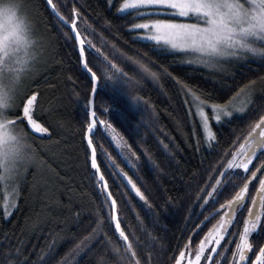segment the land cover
Listing matches in <instances>:
<instances>
[{
	"label": "snow or ice",
	"instance_id": "obj_1",
	"mask_svg": "<svg viewBox=\"0 0 264 264\" xmlns=\"http://www.w3.org/2000/svg\"><path fill=\"white\" fill-rule=\"evenodd\" d=\"M42 3L65 40L73 41L82 74L90 85L81 95L79 85L71 76L67 78L80 105L83 152L100 206L86 235L68 236L63 230L52 232L45 247L34 254L35 259L22 242L16 246L9 244L6 250H0V264L53 261L79 264L78 258L93 246L113 242L110 232L123 242L115 250L116 256H125L128 264H153L154 259L163 264H264V77L249 79L231 95L220 92L213 96L173 76L160 65L184 98L192 146L198 152L203 145L218 159L196 174L199 179L194 193H187L189 200L195 195L188 219L197 215V208L201 209L199 216H204L187 240L178 241L175 249L166 250L161 245L157 253L138 250L143 248V243L133 231L134 244L121 227L113 188L121 189L120 197L133 194L155 218L173 208L174 201L172 197L166 198L163 205L150 201L142 190L139 164L142 156L151 168L158 169L159 164L148 148L138 152L133 146L135 141L129 143L111 118H102L117 111L122 126H127L131 135L135 132L132 124L136 113L130 106L121 111L109 103L98 105L96 96L104 87L115 97L127 96L134 104L142 101L146 104L143 97L128 95L126 91L134 83L130 71H139L157 82L160 74L152 69L155 62L147 53H143V59L139 54L129 55L102 34L98 46L94 40L96 29L83 14L82 6H78V0H42ZM105 4L114 8L117 16L127 18V30L135 33L136 41L151 45L158 54L179 56L182 63L222 68L224 62L246 61L249 57L264 61V0H105ZM31 7L35 16L25 11L18 0H0V219L5 221L18 210L21 185L26 182L29 170L35 169L31 173L35 180L46 165L37 141L42 145L46 139L51 140L55 131L46 119L50 111L43 108L39 86L24 87L26 80L31 78L34 82L36 66L51 43L49 37L37 31L41 4ZM225 95L227 99H223ZM237 119L247 121V127L238 134L233 131L229 146L216 151L220 144L217 126L231 125ZM97 137L113 146L120 163ZM160 143L170 153L169 145ZM217 205L218 210L210 211ZM55 210L52 203L43 209L49 215ZM216 217H219L217 222L201 238V233ZM76 218L79 219V213ZM4 238L8 239L7 234ZM63 242H70V247L57 259V249ZM3 248L0 241V249ZM166 251L172 254L165 260ZM98 264L108 262L100 260Z\"/></svg>",
	"mask_w": 264,
	"mask_h": 264
},
{
	"label": "trees",
	"instance_id": "obj_2",
	"mask_svg": "<svg viewBox=\"0 0 264 264\" xmlns=\"http://www.w3.org/2000/svg\"><path fill=\"white\" fill-rule=\"evenodd\" d=\"M36 3L41 4L38 25L42 34L50 38L51 43L47 49V59L34 74L30 89L39 86L43 108L50 111V117L46 119L55 131L51 140L46 139L42 145L37 141L38 150L46 161L45 167L35 180L31 174L35 169L29 170L26 182L21 185L18 210L10 220L0 219V241L4 245L0 250H6L9 244L16 246L18 242H22L25 249L33 253L32 259H35V253L45 247L52 232L63 230L68 236L86 235L100 206V198L91 178L90 165L86 162L83 152L80 105L72 94L73 84L69 83L67 78L71 76L79 85L81 95L90 85L82 74L73 41L65 40L55 20L44 11L42 0H22L24 9L34 16L36 13L31 6ZM78 6H82L83 14L96 29L94 40L98 46H101L102 34L106 40L116 43L129 55L139 54V58L143 59V53H147L148 58L155 62L151 65L152 69L160 74V80L157 82L139 71H130L134 83L126 91L128 95L138 94L143 97L144 101H147L146 104L143 101L134 104L127 96L115 97L104 87L98 92L96 103H109L113 109L121 111L130 106L136 113L132 124L135 132L131 135L128 127L122 126L117 111L113 110L102 118H111V122L129 143L135 141L133 146L138 152L142 148H148L153 159L159 164L158 169L151 168L143 156L139 164L138 175L142 178V190L150 201L154 205H163L168 197H172L174 201L173 208L161 212L159 217L155 218L133 194L120 197L121 189L113 188L118 201L116 214L121 220V227L130 235L134 244L135 240L131 236L133 231L142 241L143 248L138 250L157 253L161 245L166 250L175 249L177 242L186 241L194 226L204 219V216H199V208L196 209L197 215L191 220L188 219V209L195 203V195L189 200L187 193H194L199 179L196 174L209 167L218 157L214 156L212 151H206L203 145L198 152L192 146L191 127L184 98L173 80L161 71L160 65H164L168 72L182 81L216 96L220 92L231 95L249 79L264 77V61L254 58L243 63L231 61L218 73L185 65L179 56L158 54L152 50L151 45L136 41L133 38L135 34L127 30V18L117 16L114 8L106 6L105 0H78ZM103 50L111 54L108 47ZM227 98V95L223 97ZM256 99L259 101V96ZM217 127L220 144L216 151H219L229 146L233 131L238 134L240 129L247 127V121L237 119L231 125ZM97 139L120 163L113 146L105 139ZM160 141L169 145L170 153H166ZM129 174L131 175V172ZM137 182L138 185L141 184L140 181ZM109 183H112L111 180ZM48 203H52L56 208L50 215L43 211ZM218 208L219 205L210 211ZM76 213H79V219L76 218ZM204 215L208 213L205 212ZM208 227L201 233V238ZM5 234L8 236L7 240L4 238ZM109 235L112 236V243L93 246L78 258L79 264H98L100 260H105L108 264H128L125 256L117 257L115 254V250L123 242L117 241V234L110 232ZM69 247L70 242L61 243L57 249V259L63 256ZM171 254V251H166L164 259ZM153 264H163V261L154 259Z\"/></svg>",
	"mask_w": 264,
	"mask_h": 264
},
{
	"label": "rangeland",
	"instance_id": "obj_3",
	"mask_svg": "<svg viewBox=\"0 0 264 264\" xmlns=\"http://www.w3.org/2000/svg\"><path fill=\"white\" fill-rule=\"evenodd\" d=\"M25 10V9H24ZM26 11V10H25ZM37 31L39 34L43 35L42 34V30L40 29L39 25L37 24ZM135 34V33H134ZM47 59V51H46V54L44 55V57H42V59L40 60V62L37 64L36 66V72L37 70L39 69V67H41L43 65V63L46 61ZM248 59H252L251 57H249ZM248 60L244 61V60H241V61H236V62H240V63H243V62H247ZM230 63V62H224L223 64V67L222 68H213V67H206L204 66L203 64H198V65H189V66H192V67H198V68H202V69H205L207 71H210V72H213V73H218L220 72L221 70H223L225 68V66ZM185 65H188L186 63H184ZM31 81L32 79H28L25 81V84H24V87L26 89H30V84H31ZM219 209V208H218ZM216 209V210H218ZM214 210V211H216ZM219 219V217H216V219H213L209 224H208V228H211L213 224H215L217 222V220ZM208 231V230H207Z\"/></svg>",
	"mask_w": 264,
	"mask_h": 264
},
{
	"label": "clouds",
	"instance_id": "obj_4",
	"mask_svg": "<svg viewBox=\"0 0 264 264\" xmlns=\"http://www.w3.org/2000/svg\"><path fill=\"white\" fill-rule=\"evenodd\" d=\"M18 2L22 3V0H18Z\"/></svg>",
	"mask_w": 264,
	"mask_h": 264
}]
</instances>
